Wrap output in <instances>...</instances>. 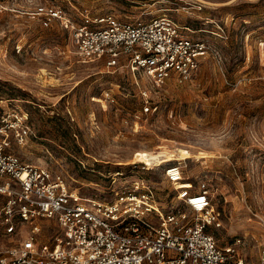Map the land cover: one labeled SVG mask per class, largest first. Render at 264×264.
I'll list each match as a JSON object with an SVG mask.
<instances>
[{"label": "rangeland", "instance_id": "374dc122", "mask_svg": "<svg viewBox=\"0 0 264 264\" xmlns=\"http://www.w3.org/2000/svg\"><path fill=\"white\" fill-rule=\"evenodd\" d=\"M43 5L77 23L85 12L125 22L167 15L210 53L189 80L172 77L152 93L144 114L138 89L149 86L145 79L136 84L127 68L108 71L83 59L64 22L42 24L36 12ZM11 108L27 113L31 130L12 151L60 173L83 197L111 199L116 189L148 186L165 211L186 210L164 175L167 163L180 162L178 187L206 182L221 221L210 227L218 245L260 264L264 0H0V111ZM176 148L190 157L179 158ZM11 238L0 231V249L15 246Z\"/></svg>", "mask_w": 264, "mask_h": 264}, {"label": "built area", "instance_id": "2783aa9c", "mask_svg": "<svg viewBox=\"0 0 264 264\" xmlns=\"http://www.w3.org/2000/svg\"><path fill=\"white\" fill-rule=\"evenodd\" d=\"M36 15L44 26L64 22L83 59L102 61L108 71L127 68L136 84L137 76L144 78L149 86L138 89L144 114L151 111L152 93L172 77L189 80L210 53L206 41L167 15L125 22L85 12L77 23L46 5ZM27 118L19 108L0 111V231L16 241L0 249V264H245L210 231L221 221L206 182L177 187L185 178L180 162L167 163L164 175L186 210L165 211L148 186L116 189L111 199L83 197L60 173L12 151L13 142L29 138Z\"/></svg>", "mask_w": 264, "mask_h": 264}, {"label": "bare ground", "instance_id": "6f19581e", "mask_svg": "<svg viewBox=\"0 0 264 264\" xmlns=\"http://www.w3.org/2000/svg\"><path fill=\"white\" fill-rule=\"evenodd\" d=\"M176 152L179 155V158L190 157V152L183 148H176ZM179 184V183H178ZM178 187V186H177Z\"/></svg>", "mask_w": 264, "mask_h": 264}]
</instances>
